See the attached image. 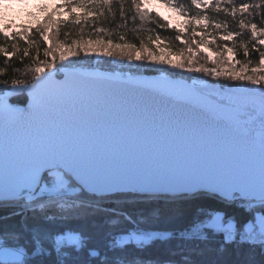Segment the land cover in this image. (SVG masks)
<instances>
[{"label":"snow or ice","instance_id":"1","mask_svg":"<svg viewBox=\"0 0 264 264\" xmlns=\"http://www.w3.org/2000/svg\"><path fill=\"white\" fill-rule=\"evenodd\" d=\"M150 2L58 0L35 26L8 31L11 25L0 23L4 41L0 54L5 60L21 51V40L28 45L21 63L31 57V64L25 65L29 79H0V209H10L0 215V264H117L100 260L95 250L94 261L87 253L84 260L70 259L65 253L75 255L82 248L84 229L93 223L103 244L110 226L118 230L141 223L137 212L145 222L157 216L180 220L202 199L242 209L248 218L240 222L223 208L198 207L195 219L178 238L194 253L214 259L197 261L194 253L184 252L186 258L177 264H264V75L259 74L264 69L253 68L248 75L247 68L240 73L203 65L194 68L192 57L199 50L193 45L211 43L205 40L211 33L204 32L198 41L182 40L187 29L193 37L197 27L227 31L225 22L213 24L207 14L201 15L202 10L223 12L235 21L237 12L253 15L251 9H264V0L239 8L221 7L232 0H190L194 14L177 0H157L187 17L171 30L177 33L175 40L186 46L188 59H165L167 53L157 57L143 41L136 52L133 44L105 40L103 35L111 33L96 27L109 17L115 19L118 12L125 23L117 28H127L130 17L134 25L140 21L131 29L134 33L152 32L146 27L149 23L167 29L168 18L153 15L145 6ZM59 8L68 12L66 18H60ZM259 14L264 17V12ZM161 19L163 24L158 23ZM237 23L241 30L250 28L251 39L264 35V28L258 31L249 20ZM89 24L92 32L86 33ZM61 26L79 29L80 39L69 44L72 33L63 32L61 41ZM31 32L47 44L43 60ZM242 34L228 32L224 39ZM85 35L97 38L85 40ZM160 40L156 35L157 46ZM9 41L11 52L5 46ZM259 44L264 45V40ZM242 46L247 56L248 48ZM252 47L259 51L257 45ZM30 48L36 49L35 56ZM134 52L138 61L167 67L153 69L158 75L148 78L93 66L102 63L100 57L124 58L131 69ZM260 57L264 65V52ZM142 67L135 65L137 71ZM184 71L240 83H211L185 76ZM0 74L7 75L6 69L0 68ZM13 97L24 99L13 102ZM16 217L17 227L4 226ZM68 219L80 227L56 233L54 222ZM24 239L28 242L24 247L9 246ZM160 239L164 237L157 232L133 231L121 243L144 248ZM25 249L32 259H26Z\"/></svg>","mask_w":264,"mask_h":264},{"label":"trees","instance_id":"2","mask_svg":"<svg viewBox=\"0 0 264 264\" xmlns=\"http://www.w3.org/2000/svg\"><path fill=\"white\" fill-rule=\"evenodd\" d=\"M178 3L186 5V10L192 11L194 14V10H192L190 7V0H177ZM259 3V0H232L231 4H223L221 7H229L235 6L239 8L241 4H254ZM253 15H249L248 12L240 13L237 12L236 14V20L233 21L231 16H225L223 12L217 13L214 10H202L201 15L207 14L210 19L212 20L213 24L217 21L225 22L228 27L227 31L224 30L222 27L219 30H216L214 27H209L207 29L203 28H196L197 35L193 37L192 30L187 29V35L182 36V40H188L192 41L195 39L196 41L199 40V36L203 34L204 32L211 33V35H206V38H209V41L211 43L206 44V46L217 56L214 61H209L206 59V57L202 54L201 50H199L198 54L195 57H192L196 63L193 64V67H199L203 65L204 67L208 66H217L221 65L222 63H227L226 59L224 58V54L226 50L232 49L233 58L235 60L236 66L238 69H250L253 68H259V62L261 61L260 52H264V45H260L259 41L264 40V35H260L258 39H251V30L250 28H245L241 30L238 27V21L240 19H245L251 21V23H255L257 25V29L264 28V17H262L259 13L264 12V9H251L250 10ZM156 13L153 12V15ZM187 17H185V20ZM184 20V21H185ZM125 21L121 20L119 17V13L117 12V15L115 19L109 17L107 20H104L100 23L96 24V27H103L107 32L111 33V36L103 35V38L105 40L111 39L113 44H133L135 45L136 52L141 51V41L144 43L145 48H149L151 50V47L149 45L148 36L156 37V35H159L161 39H163L165 42H167L171 47L172 51L176 52L181 55V50L183 49V55L182 59H188L189 54L187 52L186 46L181 41H176L175 36L177 33L173 30H171L173 27H169L167 29L160 28L156 24L149 23L146 25L147 28L153 29L152 32H140V33H134L131 31L133 27H136L140 24L139 19H137L135 25L133 24L132 20H127V28L120 27L117 28V25H123ZM158 23L163 24L164 21L161 19L158 21ZM203 23H207V21H203ZM67 28V31L72 33L71 38L73 40H79V29L77 28ZM65 29V28H64ZM86 33L92 32V25L89 24L86 26L85 29ZM63 32L64 30L61 28V34L59 36V39L62 41L63 38ZM228 32H242L243 34L240 36H234L232 40H225L224 37L227 36ZM123 35L125 39L121 41L119 39V36ZM32 40L36 41L38 43L40 53L39 58L43 60L45 57L43 55V50L46 47L44 42H42L37 35H31L30 36ZM97 37L95 35H85V40H95ZM167 38V39H165ZM3 37H0V44H3ZM11 43L12 41H9L5 46L8 47L9 51H12L11 49ZM202 43H196L193 45L194 49H197V47ZM246 45L248 48V55H245L244 47L242 46ZM255 44L259 48V51H256L253 49L252 45ZM19 48L20 52L13 55L12 58L5 60V57L0 55V68H5L7 71V75L0 74V79H8L9 81L12 78L17 79H29L30 75L25 72V65L31 64V57L25 58L23 60V63H21V57L23 56V48L28 47L27 44H25L22 40L19 41ZM32 56L36 55V49L30 48L29 49ZM152 51V50H151ZM146 55V53H141ZM133 56H135V52L133 53ZM220 56H222L220 58ZM11 65V67H9ZM105 69H110V67H107L106 65H102ZM20 69V72L13 73L12 69ZM153 69L155 68H149V67H143L140 71H137L136 68H131L129 70H126V72L131 71L132 73H141V74H156ZM122 71V70H119ZM125 71V70H124ZM169 71H177L176 70H169ZM198 75H202V73H198L194 75L195 77H199ZM190 76V75H189ZM193 76V75H191ZM204 77V76H203ZM205 78V77H204ZM220 82V81H219ZM224 83H240V82H232V81H222ZM248 83V82H244ZM24 97H13L12 100L15 102L16 100H23ZM203 207L204 209H220L223 208V210L228 213L229 215L234 216L238 221L244 222L248 218V213H245L242 209L230 207L225 208L223 205L218 204L214 200L209 199H202L197 202L196 205L192 207V211L190 214L180 220L174 219L170 216L166 217H155L147 222H145L144 218L140 216V213L137 212V217L141 220V223L136 224L133 223L130 226H122L120 229L115 230L111 226L108 229H105L106 235L103 237V244H101V237L100 234L95 231L96 225L93 223L91 228L85 227L84 231L86 233L85 239L83 241V246L79 250H75L76 254L73 255L72 253H65V255L70 259H76V260H84L85 254H88V257L91 260H95L96 257L91 256L92 251H97L99 255L100 260L108 259V260H115L117 261V264H123L124 261H128L129 264H132V262H135V264H140L142 261L143 264H177L178 261H181L185 259L186 257L183 255L184 252L188 253H194L193 247L188 243H181L179 240V233L180 230H183L187 228L192 221L195 219L198 207ZM10 209L3 208L0 209V215H4L5 213L9 212ZM147 215V214H146ZM19 218L16 217L12 220H9L5 223L4 226L15 228L18 226ZM80 225H78L75 221L72 219L68 220H57L53 224V228L56 233H59L61 229L65 231L69 230H75L79 228ZM139 229H145L149 230L150 232H157L160 233L161 236L164 237V239L157 240L156 242L151 243L150 245L140 248L137 247L134 243H122V246H120V241L117 238V235L123 234V233H130L133 231H137ZM27 239H24L22 241H15L11 242L9 245L14 247H24L25 244H27ZM89 244H101L100 247L96 249L89 248ZM106 245V247L104 246ZM26 252V259H32V254L28 253L27 249H25ZM102 253V254H101ZM194 259L197 261H207L210 259H214V257L203 255L200 252H195Z\"/></svg>","mask_w":264,"mask_h":264},{"label":"rangeland","instance_id":"3","mask_svg":"<svg viewBox=\"0 0 264 264\" xmlns=\"http://www.w3.org/2000/svg\"><path fill=\"white\" fill-rule=\"evenodd\" d=\"M57 3H58V0H26V2H17V0H4L3 4L0 5V13H2V19H0V23L11 25V28L7 29L8 31L19 30V28L21 26L26 27V28L30 27V26H35L38 22L42 21L43 17L46 15V13L53 11V6ZM145 6L148 7L150 9V11H152L154 13H158L156 10L164 12V16H162V17L168 18L167 24L169 25V27H173V26L179 27L180 25L183 24V22L185 20V16L177 13L172 8L167 7L162 2H157V0H151V2ZM58 11L60 13V18H66L68 16V12L65 9L59 8ZM77 11H79V9H77ZM201 23H203V21H201ZM61 28L64 30V32H68L66 27L61 26ZM68 28L71 29L72 27L68 26ZM31 35H37V37L40 39L39 34H37L35 32H31L30 36ZM71 37L72 36L70 35L67 39V43H69V44L73 40V39H70ZM63 38L65 39L64 35H63ZM155 38L156 37H153V39L149 42V45H150L151 50H152L154 55H156L157 57H160L164 53H167V55L164 57L165 59H171V60L182 59V56L181 55L179 56L178 53L172 51V47L167 42H165L163 39H161L158 42V46H157V43L155 42ZM205 40L209 41V38H206ZM42 42H44V41H42ZM44 44L47 46L46 42H44ZM197 49L201 50L202 54L209 61H214V59L217 57L206 46V44H200L197 47ZM0 55L3 56V54H0ZM221 57L222 56H220V58ZM80 58L81 59L84 58L82 53H81ZM224 58L226 59L227 63H222L221 65H217V66H208V68L215 67V68H218L222 71L227 70V71L232 72V73L242 72V69L237 68L232 52H229L228 50H226V52L224 54ZM95 59L96 58L93 56L92 60L94 61ZM113 59L115 60V62H113ZM113 59H110L108 57H100V60L102 61V63H100L99 65H93V66H95L99 69H102V70H107V71L122 70L119 72L128 73V72H126V70H129V67H128L129 62L126 59H124V58H113ZM104 61H106V62H104ZM57 63H60V62L57 61ZM131 63L133 65L132 68H135V65H142L145 68L146 67H149V68L167 67L166 65H158L155 62L148 61V60L138 61L135 59V56H133V60ZM259 64L260 65H259L258 69H264V65L261 64V61L259 62ZM102 65H106L107 67H110V69H105L104 67H102ZM169 70H176V69L169 68ZM177 70L181 71L179 69H177ZM137 74H141V73H137ZM156 74H158V73H156ZM196 74H198V73H195V72L189 73L186 71L183 72V75H185V76H189V75L194 76ZM246 74L252 75V70L247 69ZM259 74L264 75V71H261ZM152 75H154V74H152ZM198 76L205 79V80H208L211 83H224L222 81L226 80L223 76H221V77H209L203 73H202V75H198ZM249 86H251V85H249ZM128 234L129 233L123 234V237L128 235ZM10 247H14V246H10Z\"/></svg>","mask_w":264,"mask_h":264},{"label":"bare ground","instance_id":"4","mask_svg":"<svg viewBox=\"0 0 264 264\" xmlns=\"http://www.w3.org/2000/svg\"><path fill=\"white\" fill-rule=\"evenodd\" d=\"M159 14H161V16H164V12H162V11H158V10H156ZM132 73V72H131ZM132 74H137V73H132ZM145 231H149V230H145V229H139V230H137V231H135V232H145ZM123 234H126V233H123ZM123 234H119V235H117V238H118V240L120 241V246H122V243H121V238L123 237Z\"/></svg>","mask_w":264,"mask_h":264},{"label":"water","instance_id":"5","mask_svg":"<svg viewBox=\"0 0 264 264\" xmlns=\"http://www.w3.org/2000/svg\"><path fill=\"white\" fill-rule=\"evenodd\" d=\"M100 71H107V70H102V69H99ZM134 75H143L144 77H148V78H151V77H155L157 76L158 74H134ZM26 95V94H25ZM21 106H23V104H21Z\"/></svg>","mask_w":264,"mask_h":264}]
</instances>
